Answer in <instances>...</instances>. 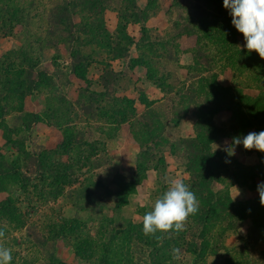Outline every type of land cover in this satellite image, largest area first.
<instances>
[{"label":"rangeland","instance_id":"rangeland-1","mask_svg":"<svg viewBox=\"0 0 264 264\" xmlns=\"http://www.w3.org/2000/svg\"><path fill=\"white\" fill-rule=\"evenodd\" d=\"M137 3L0 0V242L11 264H264V215L256 230L252 217H235L233 227L213 222L204 256L197 246H176L172 233L158 240L133 228L168 179L182 178L200 203L193 181L205 157L218 164L212 191L232 198L237 187L236 203L261 206L254 184L264 182V152L241 144L228 155L233 137L264 131L263 110L253 114L264 102L237 94L252 86L264 99V59L243 47L223 0H148L151 10L167 8L168 24L142 29L139 58L129 60L127 26L150 16ZM66 7L78 42L69 16L60 17ZM190 30L197 48L182 52ZM70 47L81 58L75 73ZM116 58L129 60L118 74ZM36 61L39 89L23 99L8 94ZM135 64H143L142 84L131 74ZM193 219L185 230L198 236Z\"/></svg>","mask_w":264,"mask_h":264},{"label":"clouds","instance_id":"clouds-1","mask_svg":"<svg viewBox=\"0 0 264 264\" xmlns=\"http://www.w3.org/2000/svg\"><path fill=\"white\" fill-rule=\"evenodd\" d=\"M223 7L229 10L232 17L231 23L235 29L243 34L244 45L250 53L255 51L261 59H264V0H223ZM239 50L241 46H238ZM243 145L245 150H257L264 152V131L249 132L247 135L233 137L228 155L235 154V146ZM216 147H218L216 145ZM226 163L229 161H225ZM168 187L158 196L151 209L142 217V231L145 236H154L158 240V232L163 234L180 233L186 229L190 216L199 211V201L196 194L180 177L167 180ZM235 200L241 193L237 187H233ZM259 202L264 206V182L257 185ZM5 232L0 230V241ZM173 260H181V249H172ZM11 249L0 242V264H11Z\"/></svg>","mask_w":264,"mask_h":264},{"label":"trees","instance_id":"trees-1","mask_svg":"<svg viewBox=\"0 0 264 264\" xmlns=\"http://www.w3.org/2000/svg\"><path fill=\"white\" fill-rule=\"evenodd\" d=\"M67 15H68V8L66 7V9L64 8V12L62 11L60 17L63 16L62 17L63 19V18H66ZM68 16L69 17L66 19V21H67V24L71 26V31H69L71 42H78L80 41L79 34L77 35L76 31H72V29H74L73 26H75L74 23L76 20L74 17H71L70 15ZM60 17H57V19L54 22V24H56L57 26L62 25V19ZM144 18L145 20L143 18H135V19H132L133 20L132 22H139L143 24L147 20L148 15L145 16ZM142 29L145 30L146 29L145 26ZM191 32H192L191 30L188 32L189 36H191ZM185 39H187V41L182 43L184 48L181 49L180 51L195 52L197 48L196 46L199 42L197 36H196L195 41H194L193 36H191L190 38L186 36ZM130 43H132V40H130ZM70 48H71V55H72L73 72L75 73V71H77L78 64L81 62V58L79 57V55L77 54V52L74 50L73 47H70ZM128 52H129V48L125 50V53L127 54V56H128ZM126 54H123V56H125ZM38 65H39V61L33 62L29 67V71H28L29 73L27 76L28 79L26 78V83H20L18 87L15 89L7 86L8 88L6 89L7 93L10 95L12 94L16 95L20 99H23L28 94H32L35 91H37L39 89L40 83L42 82L41 77L44 76L42 72L39 73L35 71ZM136 65L142 66L143 64H135V66ZM240 93L241 95H243V97L245 96V99L248 101L253 100V102H259V101L264 102V99L260 98L261 92L255 87L247 86L242 90V92L239 91L237 93L238 96L240 95ZM215 99L217 101L219 100L217 96H215ZM253 106H254L253 111L255 112L253 114L260 113L261 110H263L264 112V107L261 108V105H256L254 103ZM221 112L226 113V111H221ZM263 112L261 113L263 114ZM0 119H3L2 113L0 114ZM39 121H40L39 115H36L34 122H39ZM224 139H226V137ZM254 152L259 154V151L255 149L248 151V153H254ZM199 168L200 170L197 171L198 174L196 175V180L193 181V184L198 188V193H199L198 197L200 200L199 204L202 205L204 209L202 210L201 216L198 213L193 215L194 216L193 221L196 224V226H201L202 230L198 233V236H195L194 234L190 235L191 231L189 230H184L178 234L172 233L173 235H175V237L176 236L177 237L175 240L171 242H173L176 246H178V244L179 245L181 244L180 246L182 247H196L197 246L198 247L197 251L194 249L193 252L196 253L197 255L204 256L206 254V249L205 248L200 249V247H212L214 244V239L216 238V236L213 235V233L208 230V227L212 226L213 222H216V221H219V222L224 221L226 223L229 222L228 225L231 227L232 226L231 221H236V218L237 219L239 218L240 220L244 221V219H248L249 217H252L253 229L256 230L259 227L260 228L262 227L261 224H259V221L257 220L259 219L261 220L262 216L264 215V206L257 205L255 207V204L252 205L251 203L249 206L248 204L236 203L232 200L229 194L221 195V194H216L214 191H212V188L218 185L219 173L217 172L218 164L214 162L213 160H211V158H207V157L203 158L202 162L199 163ZM258 177L261 179L262 176H258ZM254 186H255L254 192L256 193L255 196H257V199L259 200V194L257 191L256 182ZM255 199L253 202H255ZM133 228L142 231L143 225L133 227ZM204 229L205 231H203ZM263 232L264 230L262 231V233ZM159 233L160 232H158L157 234ZM196 240H197V243H196ZM144 241L148 243L147 238H145ZM187 252H190V251H187Z\"/></svg>","mask_w":264,"mask_h":264},{"label":"crops","instance_id":"crops-1","mask_svg":"<svg viewBox=\"0 0 264 264\" xmlns=\"http://www.w3.org/2000/svg\"><path fill=\"white\" fill-rule=\"evenodd\" d=\"M138 6L142 10H149L150 16L149 18L142 24L139 22H130L127 26V32L129 36L132 38V44L130 46L129 50V60H135L139 58V50H138V44H139V35L142 30V28L145 26V28H155L156 30L161 31L162 28H166L168 21L165 18V12H167V8H163L159 3V7L156 10H151L150 7H148V0H137ZM142 1V2H141ZM153 11V12H151ZM108 18L111 20V23L114 22V30L117 28L119 24V13L117 10H108ZM186 58H189L190 53H184L183 54ZM128 60V61H129ZM128 61L124 58H116L114 60V71L115 73H121L125 67L128 65ZM131 74L135 77V80L138 82V84H142L141 78L145 79V72L144 68L141 65H136L132 69ZM53 131V129H51ZM57 134V133H56Z\"/></svg>","mask_w":264,"mask_h":264}]
</instances>
